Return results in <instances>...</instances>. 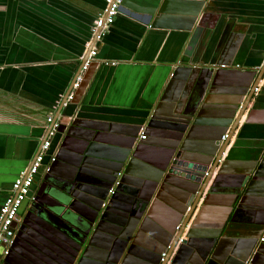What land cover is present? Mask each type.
Instances as JSON below:
<instances>
[{"label":"crops","instance_id":"obj_1","mask_svg":"<svg viewBox=\"0 0 264 264\" xmlns=\"http://www.w3.org/2000/svg\"><path fill=\"white\" fill-rule=\"evenodd\" d=\"M105 6V0H0V206L46 139L49 115L58 125L49 154L86 149L96 162L86 158L78 174L96 182L101 179L95 175L105 176L110 186L117 175L104 174L100 161L123 159L124 151L131 156L142 130L154 140L141 145L127 173L120 171L109 210L120 208L124 224L106 222L86 238V218L93 214L87 203L102 206L91 199L98 190L70 188L65 177L73 174L72 165L57 166L56 175L42 168L31 188L37 201L26 200L20 209L25 228L6 264H158L159 253L172 244L170 229L185 218L194 194L166 172L154 178L141 167L160 171L167 144L208 164L254 84L180 235L183 240L194 229L204 237L175 246L168 264H239L246 257L264 264V74L258 76L264 0H123L95 42L91 29ZM93 48L96 55L82 70ZM79 74L77 92L71 86ZM70 89L74 100L64 105ZM151 116L163 121L154 120L148 130ZM173 124L184 127L179 137ZM131 126L141 128L135 141ZM52 180L64 182L58 189ZM256 246L262 252L253 256Z\"/></svg>","mask_w":264,"mask_h":264},{"label":"water","instance_id":"obj_2","mask_svg":"<svg viewBox=\"0 0 264 264\" xmlns=\"http://www.w3.org/2000/svg\"><path fill=\"white\" fill-rule=\"evenodd\" d=\"M121 6H122V4H121ZM263 74H264V66L262 67V69L259 70V75H258L259 79L262 78ZM82 81L78 86L77 92L81 88ZM74 82H75V80H73L72 85L74 84ZM256 88H257V85H255V84L252 85V89H250V93L247 94L249 97L246 99L245 103L243 102L244 104L243 103L240 104L239 110L237 112L238 113L237 116L235 117V119L233 121H229L227 123V126L225 128H228V126H231L229 131L224 128L223 131L221 132V135L219 136V139L217 142V145L220 144V151L217 153V155L212 157L211 161L208 164L203 163V162L196 163L195 161L192 160V158L182 154L181 151L175 147V144H167V146H169V147L167 148L168 150L166 151L165 156H164V165L160 166V169H161L160 171L153 172L152 170H149L145 167H141V170L142 171L146 170L147 174L152 173V176H154V178H156V177L159 178V175L161 176L162 174H164L166 172L168 175L171 176L170 178H172L173 180L176 181V183H175L176 185H178L179 187H182L183 189H185L187 191L188 190L193 191V194H194V201L185 210V214H186L185 218L183 220H182V218H180L179 221L176 223V225L170 229L171 236L173 238V240L171 241L172 244L170 245V249L167 251V253H166V255L162 261H161V253L164 251L166 246L159 253V263L158 264H168L170 262L172 251L175 248L178 240L180 239V235L183 234L184 230L186 229L187 224L189 222V218L191 217V214L194 211L197 202L199 201L202 194L204 193L205 188L207 186V183L211 178L212 171L218 165L219 160L221 159L222 153L224 152L226 146L228 145L233 131L238 126V123H239L243 113L246 111L247 103H249L251 101V99L255 93ZM71 89H72V86H71ZM71 89L65 94V99H64L63 104L65 103L67 97L69 96ZM73 100H74V96L72 97V102H73ZM59 112H60V110L58 111V114H59ZM234 114H235V112H234ZM154 120L163 121L162 119H156V118H153L151 116L150 118H147V120H146L145 129L147 128L148 130H150V127L152 125L157 124ZM165 121L174 122V123L186 122V121H181V120H179V121L165 120ZM93 124L95 126H99L100 130H101V128L105 129L106 126H107L108 130L111 128V125L109 123L94 122ZM83 127L86 129L91 128V126H83ZM171 127H172V132L175 133L176 136L179 137L182 134L183 128H184L183 126L173 124ZM130 128L133 130V132L131 133V138L135 141L138 138V133L140 132L141 128H140V126H131ZM92 129L97 130V128H92ZM104 129H102V130H104ZM104 131H106V129ZM145 132H146L145 130L141 131V133L144 134L145 138L139 139V140L137 139V142L135 143V146L132 150L131 156H129L128 151H124V152H122L124 154L123 159L100 161L102 164V167L105 169V170H102V172L104 174H108V175L114 174L115 177H116L117 173H119L121 170H123V173L124 172L127 173L128 169L130 168V166L132 164V161H134V160L137 161L138 157L140 156L138 149L141 147V145L142 144L145 145V144H147V142H150V144H154V140L152 141L151 138H148V140H147V137H146L147 133H145ZM224 135H226V137L224 140H222V137ZM178 137H177V139H178ZM74 149H75L76 153L71 154V153H69L67 151H63V149L59 148L57 150V153L55 154V162H53L49 166V171L47 172V175H56V167L57 166L60 167L61 165H64V164H67L70 166L72 165L74 168L72 171L70 170V173H73V174H70V175L68 174L65 177L66 181L67 182L69 181L68 186H70V188H72V189L75 188V189H80L82 191V190L88 189L84 186L93 185V187H95V189L98 190L99 194H92L91 199L92 200H99V202H100L99 204L102 205L103 204L102 202H104V200L106 199L108 191L111 188V186L105 182V179H104L105 176L95 175L94 177L101 179L100 182H96L95 180H93L91 178L85 177V175H82V174L79 175L78 174L79 171L81 172V170H82L80 166H84L81 164V162H83V163L88 162L86 158H90L92 160L91 161L92 163L96 162V161H93L95 158H92L91 156H94V155H91L89 152L86 151V149H80V150L76 149V148H74ZM78 154H80V155H78ZM70 156H74L73 158L75 159V162H71V160L69 159ZM32 163H33V161H32ZM31 165L28 168H30ZM208 165H210V169H208ZM60 181L64 182L62 180H52V185L55 186L56 188H58L57 187L58 184H59V186L61 185ZM216 182L217 181L212 183L211 189L216 184ZM106 188H108V189L106 190ZM118 188L117 189L115 188L114 194H112L108 200L109 204L106 205L107 208H104L103 210H101L102 206L97 208V206L87 203L89 205V207L91 209H93L92 210L93 214L89 218H86V222L88 224V230H87V232L83 233L85 238L88 237L91 232L94 233L96 231H103V226L106 222L115 223V225H117V227L124 224L123 219L125 218L126 215H125V213L121 212L120 208L116 207V208H118L117 210H114L115 208H112L111 211L109 210V208H110L109 206L111 205V200L117 197L114 195L116 192H118V190H119ZM210 191L211 190H209V192ZM104 192H106V195L103 197ZM34 200L37 201V196L34 197ZM95 203H97V202H95ZM123 211H125V209H123ZM109 213H111V215H113V216H119L118 220L116 218L114 220H111L108 217V216H110ZM25 224H26V222L23 218L22 224L20 225V228L17 232V235L20 234L22 228L25 227ZM105 226H107V225H105ZM261 226H264V221L262 222ZM177 227H178V229H176ZM204 234H205L204 232H199L198 230L195 231L194 229H189L187 231V233L185 234V239L182 240V242L179 244V246L185 245V244H190L189 240H191V239L203 238ZM215 234H216L215 236H217V232ZM208 237L215 238L213 235L212 236L210 235ZM88 243H89V239H87V241H86V244H88ZM261 244H263V243H261ZM15 246L16 245H14L13 249H15ZM81 247H82V245H80V248ZM80 248L78 251H80ZM13 249H12L11 253L9 254V256L5 259V264H6V262H8V258L12 254ZM86 249L87 248L84 245L83 251L81 253V255L83 257L85 255ZM261 252L262 251H260L259 248L256 246L254 248L253 256L255 254L261 253ZM248 258L249 257H246L239 264H253V259H250L249 261H247ZM72 264H75V263L73 262Z\"/></svg>","mask_w":264,"mask_h":264},{"label":"built area","instance_id":"obj_3","mask_svg":"<svg viewBox=\"0 0 264 264\" xmlns=\"http://www.w3.org/2000/svg\"><path fill=\"white\" fill-rule=\"evenodd\" d=\"M123 0H105V9L103 16L97 18L91 29L92 36L95 38V42L101 40L103 32L110 27L116 16L119 14ZM93 50L90 52L89 57L85 60L82 66V70L87 69L90 63L93 60V57L96 55V51ZM81 74L75 79L74 84L72 85V90H76L81 82ZM73 93L71 92L67 97L66 102L72 100ZM47 123L51 125L45 141L41 144L40 149L35 156L33 163L30 168L23 170L19 173L16 179L13 181L11 193L3 204L0 206V264H3L4 260L11 253L17 237V232L22 224V216L20 215V209L23 203L26 200L34 202V196H31V188L34 184L35 178L38 175L39 171L43 168L45 172L49 171V166L55 162V153L49 154L51 147V139L56 135L58 125L54 123L53 116L49 115L47 117ZM226 135L222 137L224 140ZM145 136L143 133L140 134L139 139H144ZM46 157H49L48 163L45 165L44 160ZM122 173H117V177L108 191L107 199L103 202L102 207L105 208L109 198L115 192V188L120 183V177ZM178 229V227L176 228ZM182 242L180 238L176 244L178 246ZM170 249V245L165 248L161 253V261L165 257L167 251Z\"/></svg>","mask_w":264,"mask_h":264},{"label":"flooded vegetation","instance_id":"obj_4","mask_svg":"<svg viewBox=\"0 0 264 264\" xmlns=\"http://www.w3.org/2000/svg\"><path fill=\"white\" fill-rule=\"evenodd\" d=\"M22 226H23V225H22ZM24 228H25V227H23L21 231H23V230H24ZM20 233H21V232H20ZM19 236H20V234H19V235H17V237H16V242H15V245L17 244V241H18V238H19Z\"/></svg>","mask_w":264,"mask_h":264},{"label":"rangeland","instance_id":"obj_5","mask_svg":"<svg viewBox=\"0 0 264 264\" xmlns=\"http://www.w3.org/2000/svg\"><path fill=\"white\" fill-rule=\"evenodd\" d=\"M46 158H48V160H49V157H46ZM46 158H45V160H46ZM45 160H44V162H45Z\"/></svg>","mask_w":264,"mask_h":264}]
</instances>
